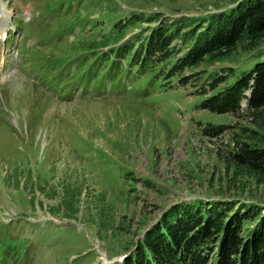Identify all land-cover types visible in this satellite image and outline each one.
<instances>
[{"label": "rangeland", "instance_id": "obj_1", "mask_svg": "<svg viewBox=\"0 0 264 264\" xmlns=\"http://www.w3.org/2000/svg\"><path fill=\"white\" fill-rule=\"evenodd\" d=\"M25 1L35 18L23 0H0L12 14H0V27L13 36L0 41V264H95L99 253L116 259L181 201L264 209V183L234 174L226 163L235 138L264 136V106L258 126L245 98L236 115L199 107L264 60V41L168 73L193 45L185 31L234 0ZM33 18L54 30L52 45L46 37L40 44L53 56L77 53L80 41L106 36L113 37L109 47L125 39L132 47L118 65L83 72L91 78L85 90L50 96L14 65L19 38L21 46L39 43L30 37ZM160 23L170 31L180 26L173 51L161 62H141L137 47ZM72 35L71 43L58 40ZM215 125L227 128L211 137L205 129ZM71 191L78 193L75 212L51 213L70 207Z\"/></svg>", "mask_w": 264, "mask_h": 264}, {"label": "trees", "instance_id": "obj_2", "mask_svg": "<svg viewBox=\"0 0 264 264\" xmlns=\"http://www.w3.org/2000/svg\"><path fill=\"white\" fill-rule=\"evenodd\" d=\"M179 29L180 26H176L170 31L161 23L152 27L136 50L143 55L141 62L153 63L167 58L170 42ZM185 32L193 36V45L174 59L168 69L169 76L198 64L205 56L215 60L234 49L246 50L263 42L264 0H234L227 11L213 13ZM110 39L80 41L76 48L81 49L77 54L83 53L82 65L88 61L92 65L107 61L95 55ZM130 49L131 45L121 43L109 63L116 65L115 56L119 59ZM245 90H249L246 97ZM242 98L246 100L247 114L252 116L251 123L258 126L263 117L264 60L255 63L248 73L222 91L203 99L199 107L217 114L236 115ZM225 128L226 125H215L205 130L212 134L211 137H218ZM245 138L232 141L226 163L234 174L242 173L253 178L255 183H264V147L261 145L264 136L247 135ZM69 197L68 209L49 211L60 212L62 217L75 212L78 193L71 191ZM121 264H264V209L253 204L234 207L232 202L223 200L204 203L196 199L171 204L137 239L136 246Z\"/></svg>", "mask_w": 264, "mask_h": 264}, {"label": "bare ground", "instance_id": "obj_3", "mask_svg": "<svg viewBox=\"0 0 264 264\" xmlns=\"http://www.w3.org/2000/svg\"><path fill=\"white\" fill-rule=\"evenodd\" d=\"M3 31H5V28H2L1 32H3ZM1 32H0V33H1ZM103 258H105V257H103ZM103 258H102V260H104ZM106 260H107V259H106Z\"/></svg>", "mask_w": 264, "mask_h": 264}]
</instances>
